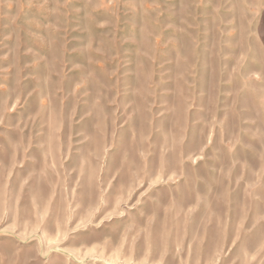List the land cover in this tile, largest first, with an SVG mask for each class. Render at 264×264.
Here are the masks:
<instances>
[{
  "label": "rangeland",
  "instance_id": "1",
  "mask_svg": "<svg viewBox=\"0 0 264 264\" xmlns=\"http://www.w3.org/2000/svg\"><path fill=\"white\" fill-rule=\"evenodd\" d=\"M0 264H264V0H0Z\"/></svg>",
  "mask_w": 264,
  "mask_h": 264
}]
</instances>
